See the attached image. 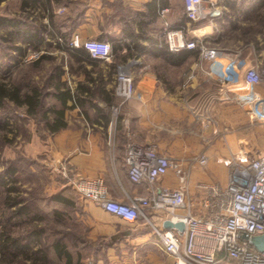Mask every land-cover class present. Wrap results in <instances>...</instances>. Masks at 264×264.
I'll return each instance as SVG.
<instances>
[{
    "label": "crops",
    "instance_id": "0c3cea01",
    "mask_svg": "<svg viewBox=\"0 0 264 264\" xmlns=\"http://www.w3.org/2000/svg\"><path fill=\"white\" fill-rule=\"evenodd\" d=\"M153 1L69 0L61 6L53 2L58 20L60 12H67L66 20L71 23L70 41L101 39L112 43L118 39L131 44L132 35H141V38L135 55H130L124 46L118 53L113 52L109 61L100 60L96 65L75 60L58 47V38L47 39L40 52L52 58L43 61L42 67L51 68L52 73L60 67L61 81L66 82L72 92L80 84L89 87L95 84L99 89L91 95L80 94L88 102L82 108L67 109V126L55 134L42 122L45 149L51 160L68 162L72 180L102 179L111 198L126 201L128 197L149 196L153 191L161 193L165 188L180 190L192 201L194 211L201 213L206 193L200 185H226L229 180L230 167L224 161L242 153L250 158L264 154L255 150L236 152L234 145L237 119L243 118L244 128L246 116L255 119L252 104L246 100L250 88L245 82L224 81V65L218 61H202L199 53L190 55L180 65H172L163 56L154 54L148 39L165 32L167 20L173 26L184 28L188 39L200 38L225 56H242L264 71V0H212V14L196 22L186 17L185 0H158L157 20L149 22L141 14L147 13L148 4ZM9 4L19 6V0L0 2V10L4 9L0 15H16L7 11ZM162 10H167L164 15ZM36 15L39 21L48 23V12L38 10ZM18 45L26 47L21 42ZM30 53L26 57L19 56V66L29 61ZM16 62L13 59L11 63ZM120 72L132 75L136 96L120 109V123L118 117L113 124V108L117 102L113 91ZM190 76L193 78L189 79ZM254 90L264 99V81ZM54 100L59 106V101L55 97ZM68 105L72 106L73 102L69 101ZM51 118L54 121L53 116ZM258 122L262 130L259 140L264 149V120ZM111 133L114 148L109 143ZM130 143L155 146L161 154L184 165L203 151L208 160L205 165L196 163L187 188L173 170L154 185L136 184L129 179L125 159ZM60 193L75 194L76 203L68 208L69 244L81 264L176 263L173 256L164 252L154 230V227L164 228L168 219L165 212L150 209L151 223L144 218L127 222L94 201L78 197L71 185H61L54 194Z\"/></svg>",
    "mask_w": 264,
    "mask_h": 264
},
{
    "label": "built area",
    "instance_id": "2783aa9c",
    "mask_svg": "<svg viewBox=\"0 0 264 264\" xmlns=\"http://www.w3.org/2000/svg\"><path fill=\"white\" fill-rule=\"evenodd\" d=\"M187 18L200 21L209 17L212 0H185ZM167 10H162L164 15ZM167 42L172 51L198 50L202 61L220 62L224 65L223 79L227 83L245 82L250 88L246 100L252 104V112L258 121L264 120V99L255 92V86L264 81V71L250 64L242 56H225L217 47L202 39H188L185 29L173 26L165 20ZM71 48H84L92 58L109 61L113 46L109 41L72 39ZM39 56L34 53L28 59ZM190 76L189 79H192ZM115 93L121 102L113 108V124H116L120 109L136 96V85L131 74L120 72L116 77ZM114 148V134L109 140ZM129 177L133 183H157L170 170L175 171L187 188L191 172L182 161L161 154L155 146L130 143L126 152ZM208 157H195L194 163L205 165ZM230 167L226 185L204 183L200 187L206 193L202 202L204 212L196 213L193 203L183 192L167 188L149 196L128 197L126 201L109 196L102 179L80 178L70 182L79 196L94 201L107 212L127 222L144 218L151 223L149 210L163 211L168 219L183 222L185 231L154 227L165 253L173 256L175 264H264V252L241 238L264 235V154L250 158L242 153L224 161Z\"/></svg>",
    "mask_w": 264,
    "mask_h": 264
},
{
    "label": "trees",
    "instance_id": "16d2710c",
    "mask_svg": "<svg viewBox=\"0 0 264 264\" xmlns=\"http://www.w3.org/2000/svg\"><path fill=\"white\" fill-rule=\"evenodd\" d=\"M3 1L5 0H0V2ZM53 2L61 6L68 3L69 0H19V13L13 17L0 15V45L6 49L11 62L13 59L17 61L16 63H10L11 65H9L6 74L11 71V66L15 67L19 65V56L26 57L29 51L40 52L41 47L47 43V39L52 37L58 38V47L71 54L75 60L87 61L94 65L100 61L92 58L84 48L70 47V29L66 30L64 23L56 18L52 8ZM147 8V13L141 14V17L146 18L149 22H154L158 17V0L149 3ZM38 10L48 12V23L39 21L36 15V11ZM140 38L141 35H132L131 44L114 39L111 43L113 52L118 53L125 46L128 48L130 55H135L136 44ZM148 40L153 45L154 54L156 56H163L172 65H180L190 55L199 53L198 50L189 49L172 51L167 42L165 32H162L157 38H150ZM19 42L26 45V47L18 45ZM14 51L16 55H13ZM51 58L47 53H42L26 64L40 67L43 61L50 60ZM62 75L63 71L60 67L56 68L54 73H51L48 82L51 83L53 91L46 94H43L40 87L31 86L30 83H10L5 78L0 79V109L6 107L9 102L14 103L18 108L24 107L26 108V116L31 118L40 116L49 132L55 134L67 126L65 121V111L67 109L74 108L75 106L82 108L88 102L80 94L88 93L91 95L99 89L95 84L93 87L80 84L77 90L72 92L68 84L61 81ZM46 88H49V86ZM113 93L117 99L115 104L117 106L121 102V99L116 95L115 90ZM49 94L59 101V106L54 104L46 108L44 98L47 95L49 96ZM69 101L73 102L72 106L68 105ZM52 116L54 121H52ZM120 120L121 117H119V123ZM8 124L9 121L7 120L5 127ZM14 164L10 162V165L0 173V189L3 188L5 190V197L2 201V194L0 193V202L10 211L8 215H5V213L2 214L3 216L0 215V264H4L5 260L2 259H6L8 256H10L9 264H20L21 262L26 264L27 262H30V264H41L40 261L44 262L47 260L46 247L42 245V240L47 234L46 227L43 225L46 222V215L35 205L32 199L20 197L19 189L16 187L17 179L15 178L18 169ZM74 195L73 193H60L51 195L49 198V201L53 205V209L51 210L52 218L58 227L55 235L59 236L52 241L51 245L57 257L65 260L66 264H81L80 260L75 259L76 252H74V248H70L69 244L68 230L70 226L69 219L71 217L68 208L74 206L76 203ZM78 197H80L79 194ZM13 220L17 222L15 223L16 225L25 224L30 226L24 235H13L12 229H10L14 226L12 224ZM222 264H228V262Z\"/></svg>",
    "mask_w": 264,
    "mask_h": 264
},
{
    "label": "rangeland",
    "instance_id": "374dc122",
    "mask_svg": "<svg viewBox=\"0 0 264 264\" xmlns=\"http://www.w3.org/2000/svg\"><path fill=\"white\" fill-rule=\"evenodd\" d=\"M2 11L4 9L0 10V12ZM7 11L17 14L18 5L9 4ZM66 13V11L60 12L59 21L63 22L65 29L68 30L71 28V23L66 20ZM3 47L0 45V79L5 78L10 83H30L31 86L40 87L43 94L53 91L51 83L48 82L52 73L51 68L23 64L22 66H11V71L6 74L11 61L6 49ZM30 52L31 55L34 53L42 54L41 52ZM60 59H62L61 56ZM47 86L49 88H46ZM44 102L46 108L56 104L54 97L50 94L49 96H45ZM7 120L9 124L5 127ZM242 121L243 118L237 119L234 131L233 139L236 152L255 150V152L261 153V151H264L259 140L262 136L261 123L252 117L246 116L244 128ZM42 122L40 116L28 117L26 116V108H18L11 102L7 103L6 107L0 109V173L10 165V162L15 163V167L18 169L15 176L17 179L16 187L19 189L20 197L32 199L35 205L46 215V222L43 225L46 227L47 234L42 240V245L46 247L47 260L44 262L40 261V263L66 264L65 260L57 257L51 245L52 241L59 236L55 235L58 227L52 218L51 210L53 209V205L49 201V198L61 185H71L73 187L70 182L72 173L70 165L66 160L56 162L49 157L45 149L44 140L46 133L44 132L45 126ZM203 152L200 155H204L205 153ZM194 159L185 165L191 173L197 168ZM0 193L2 194V201L5 197V190L1 188ZM4 213L8 215L10 211L0 202V215ZM15 223L17 222L13 220L12 224L14 226L9 227L15 236L24 235L30 227L25 224L16 225ZM2 260H5L4 264H9L10 256ZM20 264L26 263L21 262ZM27 264H30V262H27Z\"/></svg>",
    "mask_w": 264,
    "mask_h": 264
},
{
    "label": "water",
    "instance_id": "95a60500",
    "mask_svg": "<svg viewBox=\"0 0 264 264\" xmlns=\"http://www.w3.org/2000/svg\"><path fill=\"white\" fill-rule=\"evenodd\" d=\"M163 227L164 229H177L181 232L185 231V224L183 222H174L171 219H167ZM241 238L253 245L258 251L264 252V235L250 237L247 234H242Z\"/></svg>",
    "mask_w": 264,
    "mask_h": 264
}]
</instances>
